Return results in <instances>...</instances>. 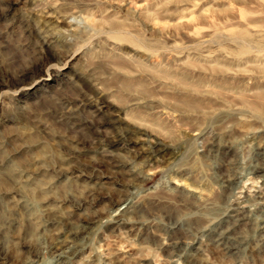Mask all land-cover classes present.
I'll return each mask as SVG.
<instances>
[{
    "label": "rangeland",
    "instance_id": "obj_1",
    "mask_svg": "<svg viewBox=\"0 0 264 264\" xmlns=\"http://www.w3.org/2000/svg\"><path fill=\"white\" fill-rule=\"evenodd\" d=\"M260 195L264 0H0V264H264Z\"/></svg>",
    "mask_w": 264,
    "mask_h": 264
},
{
    "label": "bare ground",
    "instance_id": "obj_2",
    "mask_svg": "<svg viewBox=\"0 0 264 264\" xmlns=\"http://www.w3.org/2000/svg\"><path fill=\"white\" fill-rule=\"evenodd\" d=\"M45 21H47V23L49 22L48 20H45ZM50 38V37H49ZM114 146H117V142L116 141H113V142H111L110 143V145H109V148H111V147H114ZM114 149V148H113ZM109 150V149H108ZM112 150V149H111ZM125 195V194H124ZM120 197V196H119ZM125 197V196H124ZM128 198V197H127ZM260 200H259V209L264 213V195H260L259 197H258ZM118 200V199H117ZM120 200V199H119ZM122 202V201H121ZM127 206V205H126ZM121 207V206H120ZM125 207V206H124ZM117 209H118V207H117ZM116 209V210H117ZM221 220V219H220ZM118 223V222H117ZM72 233H74V232H72ZM230 234V233H229ZM67 238H68V236L66 235H64V236H62L61 235V241H63V242H67L68 240H67ZM71 238V237H70ZM224 238H226V236H222L221 235V237H219V239L217 240V242L218 241H224ZM72 242V241H71ZM70 243V242H69ZM69 243H67V244H69ZM64 245V244H63ZM65 246V245H64ZM68 245H66V247H67ZM72 248V247H71ZM69 249V248H68ZM70 251V250H69ZM32 261V260H31ZM64 264V263H63Z\"/></svg>",
    "mask_w": 264,
    "mask_h": 264
}]
</instances>
